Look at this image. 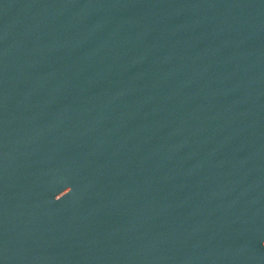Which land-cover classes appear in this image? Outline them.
<instances>
[{
    "label": "water",
    "instance_id": "1",
    "mask_svg": "<svg viewBox=\"0 0 264 264\" xmlns=\"http://www.w3.org/2000/svg\"><path fill=\"white\" fill-rule=\"evenodd\" d=\"M0 264H264V0H0Z\"/></svg>",
    "mask_w": 264,
    "mask_h": 264
}]
</instances>
